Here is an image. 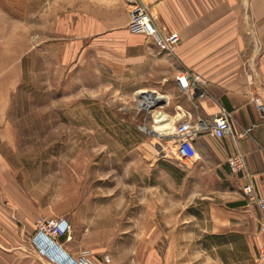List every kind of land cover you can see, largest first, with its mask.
I'll list each match as a JSON object with an SVG mask.
<instances>
[{
	"label": "rangeland",
	"instance_id": "374dc122",
	"mask_svg": "<svg viewBox=\"0 0 264 264\" xmlns=\"http://www.w3.org/2000/svg\"><path fill=\"white\" fill-rule=\"evenodd\" d=\"M65 2L0 0V45L10 47L0 59L6 67L10 59L7 74L17 79L7 110L19 173L35 176L63 215L40 217L72 216L88 228L87 247L76 253L97 263L107 254L112 264H201L206 245L224 239L212 234L214 220L251 201L202 167L200 153H178L180 121L162 134L141 128L153 129L160 103L143 110L149 88L92 53L78 18H62Z\"/></svg>",
	"mask_w": 264,
	"mask_h": 264
},
{
	"label": "crops",
	"instance_id": "0c3cea01",
	"mask_svg": "<svg viewBox=\"0 0 264 264\" xmlns=\"http://www.w3.org/2000/svg\"><path fill=\"white\" fill-rule=\"evenodd\" d=\"M140 1L160 32L178 36L172 54L157 51L130 29L122 0H66L62 18H78L77 31L92 53L136 77L137 86L149 88L154 97L145 96L142 107L160 100L159 110L171 125L182 120L204 124L224 107L229 134L214 140L203 130L193 140L196 154L204 156L201 166L233 181L240 200L247 182L264 198V112L253 102L257 97L264 107V0ZM9 49L0 45V51ZM7 63L0 59V264H51L31 246L29 237L38 217L63 215L51 209V200L44 201L35 176L19 173L16 128L7 110L17 79L7 74L10 59ZM181 70L194 78V89L179 88L175 77ZM232 153L242 156L244 173L229 172L224 159ZM229 213L214 220L217 231L212 234L224 239L206 245L211 253L200 257L201 264H259L257 221L264 220V210L254 202L238 201ZM64 218L72 231L69 239L60 237L58 242L75 254L87 247L88 228L77 226L72 216ZM220 249L226 253L219 254Z\"/></svg>",
	"mask_w": 264,
	"mask_h": 264
},
{
	"label": "built area",
	"instance_id": "2783aa9c",
	"mask_svg": "<svg viewBox=\"0 0 264 264\" xmlns=\"http://www.w3.org/2000/svg\"><path fill=\"white\" fill-rule=\"evenodd\" d=\"M128 15L130 29L147 38L157 51L172 54L176 48L179 38L174 33H162L152 22L145 6L140 0H122ZM180 89L192 90L195 87V80L186 70H181L175 77ZM201 95V93H200ZM256 108L260 113L264 107L256 97L253 99ZM229 112L224 107H219L211 119L204 124L193 125L188 120H182L173 127V133L177 137V151L180 155L193 158L196 153L193 147V140L203 130L206 134L220 139L229 134L228 123ZM253 125L245 128L247 133ZM225 164L233 175L242 174L245 171L244 161L239 153H232L226 156ZM242 194L251 202H254L259 210H264V198L256 196L250 183H244L241 187ZM70 224L64 218H37L34 223V231L29 237V243L36 252L46 258L51 264H112L107 254H104L100 262H94L89 258L87 252L71 254L67 252L58 242L60 237L69 239ZM257 235L259 237L258 259L259 264H264V220L257 221Z\"/></svg>",
	"mask_w": 264,
	"mask_h": 264
},
{
	"label": "bare ground",
	"instance_id": "6f19581e",
	"mask_svg": "<svg viewBox=\"0 0 264 264\" xmlns=\"http://www.w3.org/2000/svg\"><path fill=\"white\" fill-rule=\"evenodd\" d=\"M151 97H154V95H152ZM152 103H150V104H152ZM145 109H146V107L143 110H145ZM140 120H142V118ZM153 126H154V128H153ZM152 128H153L152 130H154L157 134H162V133H166L167 131H170L171 128H172V125L169 122V119L164 114H162L160 112V115H158L155 118H153V120H152Z\"/></svg>",
	"mask_w": 264,
	"mask_h": 264
},
{
	"label": "water",
	"instance_id": "95a60500",
	"mask_svg": "<svg viewBox=\"0 0 264 264\" xmlns=\"http://www.w3.org/2000/svg\"><path fill=\"white\" fill-rule=\"evenodd\" d=\"M145 96H152V94H148V95H145ZM144 96V97H145ZM156 103H160V100H158V99H156L155 100V102H153L152 104H150V105H148V106H146V109L145 110H147V109H149L150 107H152L154 104H156ZM158 115H160V111L159 110H156L154 113H153V118H155L156 116H158ZM146 133H148V134H153V135H155L156 134V132L154 131V130H152V129H145L143 126L141 127Z\"/></svg>",
	"mask_w": 264,
	"mask_h": 264
}]
</instances>
